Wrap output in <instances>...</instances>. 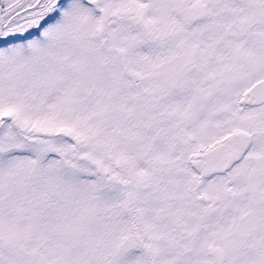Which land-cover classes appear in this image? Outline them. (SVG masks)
<instances>
[{
  "label": "snow or ice",
  "instance_id": "snow-or-ice-1",
  "mask_svg": "<svg viewBox=\"0 0 264 264\" xmlns=\"http://www.w3.org/2000/svg\"><path fill=\"white\" fill-rule=\"evenodd\" d=\"M0 264H264V0H0Z\"/></svg>",
  "mask_w": 264,
  "mask_h": 264
}]
</instances>
